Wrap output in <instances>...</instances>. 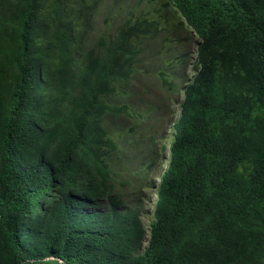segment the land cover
I'll use <instances>...</instances> for the list:
<instances>
[{"label": "trees", "instance_id": "trees-1", "mask_svg": "<svg viewBox=\"0 0 264 264\" xmlns=\"http://www.w3.org/2000/svg\"><path fill=\"white\" fill-rule=\"evenodd\" d=\"M175 1L198 73L143 247L108 159L126 95L102 81H129L153 23L131 0H0V264H264V0Z\"/></svg>", "mask_w": 264, "mask_h": 264}, {"label": "rangeland", "instance_id": "rangeland-1", "mask_svg": "<svg viewBox=\"0 0 264 264\" xmlns=\"http://www.w3.org/2000/svg\"><path fill=\"white\" fill-rule=\"evenodd\" d=\"M114 1L107 0L108 3ZM134 1L131 0L129 8H137L135 15H143L145 11L148 19L158 22L159 28L158 37L154 41H142L140 44L142 48L149 44L152 45L159 54H151L149 57L146 53L143 54L139 59H142L144 63L139 64L138 71L131 75L130 81L124 88L129 95H132V98L129 95L126 96L124 102L128 105L135 100L132 106L136 107L137 112L141 113L142 118L146 121L142 123L139 117L135 119L128 118L122 114L106 118L105 125L112 141L120 149L118 153L110 152L109 154L112 168L118 172L115 194L119 195L127 206L140 204L143 209L142 219L144 225L148 226L151 220L155 187L152 185L151 189L148 187L138 188L136 184L135 169L136 165L138 167L141 160H143V157H140L142 148L147 152L149 148L145 145L151 143L150 140L141 139L144 135H147L153 137L158 146L168 145V139L159 134L163 127L166 131L169 130V125L165 126L166 122L168 123L180 111V105L184 97V83H190L195 74L194 63L198 41L196 39L189 42L185 41L187 35L181 32L173 34V32H176V26L172 19L166 15L162 16L156 13L154 10L156 7L153 4L149 5L142 2L140 5H134ZM148 6H151V8H147ZM100 12L103 14L108 13L103 6L100 8ZM101 18L95 20V27L100 26L102 23ZM170 35H172V38ZM165 63H170L172 67L175 63L173 67L175 71L174 80H171L170 84L173 88L171 90L160 77V70L165 68ZM152 65H159V67H152ZM120 87L121 85L117 86V88ZM130 113L132 114V112ZM131 128H134L136 132L131 131ZM158 166L151 178L157 177Z\"/></svg>", "mask_w": 264, "mask_h": 264}, {"label": "clouds", "instance_id": "clouds-1", "mask_svg": "<svg viewBox=\"0 0 264 264\" xmlns=\"http://www.w3.org/2000/svg\"><path fill=\"white\" fill-rule=\"evenodd\" d=\"M148 1H150V0H148ZM143 2H145V4H149L150 3V2H147V0H144ZM154 3L156 5H154ZM154 3H153V5L155 7L158 6V7H156L154 9L156 13H158V14H160L162 16L166 15L170 19H172V22L176 26V32H173V34L174 33L176 34L177 32H181V33H184V34L187 35L185 41L189 42L190 40H193V39L194 40L196 39L198 41V45H197V48H196V54H195V63H194V69H195V67L197 66L198 46L201 43V38L198 35L197 31L187 24L185 18L182 17L181 12L179 10H177V7L175 6V4L178 5L177 1H175V0H158L157 2H154ZM162 4H163V6H162ZM149 5H151V4H149ZM147 8H151V6H148ZM147 8H145V9H147ZM134 16H135V19H136L135 12H134ZM142 18H140V19H142ZM147 21L149 23H153V25L151 27L146 28V29H144L143 27L140 28V31H146L145 35L138 36V35L133 34V36L130 39V45L129 46H130L131 50L139 52L140 55L135 60V64L133 66L132 73L130 74L129 81L131 79V75L134 72L138 71L139 64L144 63V61L142 59H139L143 54L146 53L147 57H149L151 54H159L153 48V46L150 45V44L147 45V46H144L143 48L140 46L142 41H154L158 37V34H159L158 22L156 20H150V19H147ZM154 22L156 23V25L154 24ZM120 27L121 26H119L117 22L116 23H112L110 25V27L105 31V32H107V34L105 36H103V38L106 39L107 37H113V36L116 37L118 35V32L120 31ZM153 33H155V36L152 39H148ZM170 37L172 38V35H170ZM106 40H110V39H106ZM103 45L105 46L106 50H108L109 48L112 47L109 44H103ZM147 63H148V66H149V62L148 61H147ZM165 64H166V66H165V68L163 70H161V73L164 72L167 75L171 74L174 77V72L175 71L173 70V67L175 66V63H173V67H172V65L170 63H165ZM152 67H156L157 68V67H159V65H152ZM121 72L123 74H125L123 71L116 70L114 72V74H112L109 77V79L103 80L102 82L104 84H108L110 86V88L115 91V94L116 93H122V94H125L126 96H128L129 94L124 90V88H125V85L128 84L129 81L126 84L121 82V79H122L121 75H120ZM196 73H198V68L195 69L194 76L196 75ZM193 77H192L190 83L192 82ZM164 78L168 81L167 77H164ZM169 83H171V82H169ZM190 83H188V84H190ZM188 84L184 83V87H186ZM118 85H121V87L117 88ZM129 96H130V98H132L131 94ZM184 97H183V102H184ZM115 101H116V103L118 105L119 104L118 99H115ZM134 101L135 100H133V102H131V103H129L127 105L124 102V100H121V105H125L126 109L120 115L124 114V116H126L128 118H134V119L139 117L142 120V123H144L146 121V119H143L141 113L137 112L136 107L132 106ZM183 102L180 105V111H179L178 115L177 114H175L174 116L172 115L173 118L170 119L168 121V123L166 122L165 126H167V124H168L169 125V130L166 131L165 127H163L161 129V131H160L159 135H161L164 138L168 139V141H169L168 145L162 144L161 146H158V144L156 143L154 138L153 137H148L147 135H144L142 137V139H141V140H150L151 143L145 145L146 147L149 148V150H147V152L144 151V149L142 148L140 157H143V160H141V162H140L138 167L136 165L135 179H137L136 180V184H137L138 188L148 187L149 189H151L152 185L155 187V194H154V198H153V208L151 210V220H150V222L153 220V214L155 212L156 205H157V199H158L157 190H158V186L160 185L162 177H163V174H164L165 170L167 169V167H168V165H169V163H170V161L172 159V155H173L172 154V146H173L172 141L174 139V135L173 134H175L174 126L178 123V121H179V119L181 117V110H182ZM130 112H132V114ZM134 122H135V120H134ZM131 131H135L136 132V130L134 128H131ZM158 140H159V136H158ZM137 143H138V140H137ZM116 148H117L116 152L112 151V150H108V151L113 152V153H118L120 149H119V147L117 145H116ZM108 159H109V157H108ZM157 166H158V175H157L156 178H151V175L157 169ZM110 169L112 170V172L114 174L113 187H114V193H115V184H116V180H117V177H118V172H116L112 168V165L110 166ZM138 172H139V174H138ZM146 183H147V185H145ZM115 196H117L120 200H122L119 195L115 194ZM125 203L126 202L123 201V204H125ZM131 206H138V207H140L142 209V206L140 204H138V203L134 204V205H131ZM96 209H98V208H96ZM99 210H102V209L99 208ZM142 215H143V211L141 213V220H142L141 222H142L143 229H144V231L146 233V240H145V243H144L143 247H146L147 243H148V241L150 239L151 229H150V222H149L148 226L144 225V222H143V219H142Z\"/></svg>", "mask_w": 264, "mask_h": 264}]
</instances>
